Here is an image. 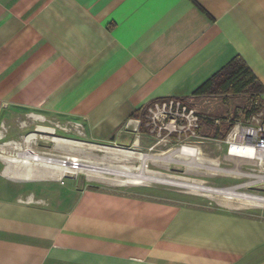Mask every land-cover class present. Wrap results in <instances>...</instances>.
<instances>
[{"label": "crops", "instance_id": "crops-1", "mask_svg": "<svg viewBox=\"0 0 264 264\" xmlns=\"http://www.w3.org/2000/svg\"><path fill=\"white\" fill-rule=\"evenodd\" d=\"M235 58L264 86V0H0V264H264L257 201L113 183L143 155L132 115L198 97ZM46 118L81 123L88 139L25 131ZM82 141L93 159L70 168L92 181L69 176L56 193L68 176L48 167L52 143L62 157Z\"/></svg>", "mask_w": 264, "mask_h": 264}, {"label": "rangeland", "instance_id": "rangeland-1", "mask_svg": "<svg viewBox=\"0 0 264 264\" xmlns=\"http://www.w3.org/2000/svg\"><path fill=\"white\" fill-rule=\"evenodd\" d=\"M249 99L248 96L244 95L210 94L188 100L165 99L152 103L141 111V115L144 118H139L136 126L140 135L145 137L139 151H142L143 155L138 153L132 156L133 158L121 162V168L127 171L128 176L118 178L113 183H118L120 186H137L136 189L142 191L143 194L162 199L198 195L203 198H209L211 202L213 199L219 198L245 200L243 197L229 198L226 194L202 190L201 187L234 190L237 194L243 196L264 197V160L247 163L245 160L251 161L252 159L231 156L227 152L228 146L224 141L229 131V120L240 119L245 121V107L250 105ZM261 101L264 108V101ZM178 104L187 105L190 111L198 113L200 117L196 120L197 122L189 114L190 111H188L189 116H181L182 114L179 113V120L176 122L174 118L177 117L176 109ZM262 118H264V115ZM36 119L39 118L36 117ZM46 120L44 123L46 127L39 128L35 127V125H28L25 131L35 132L37 129H41L45 132L44 136H46V139L49 140L54 138V134L78 138L84 141L88 139L82 130L83 125L81 123L68 120L62 121L55 118H46ZM175 123L179 124V126H175ZM23 124L25 125L27 122ZM184 125L186 127H183ZM5 128L9 130L8 126ZM35 133L38 132L36 131ZM38 135L36 138H39ZM84 141H82L81 145L75 143V145L82 147L83 153L78 155L74 152L72 155L76 154V156L63 155L62 157L60 156L61 153L56 151L59 147L57 143H52V153L59 157L48 156V159L56 158L67 162L84 161L91 163L93 158L88 156L91 145H86ZM182 144L194 146L197 148V152L195 154H193V150L190 153L183 152L180 149ZM66 149L69 151L72 147L67 146ZM178 157L181 163L177 162ZM144 159L146 161H143ZM94 160L101 161L100 159ZM20 161L22 162V160ZM53 166H56V168H50L52 171H60V167H58L60 165ZM79 168L82 167L80 166ZM79 168L71 169L68 167V169H65V174L62 172L68 178L65 179V185L58 184L53 186L56 193L60 191L69 192L71 190L74 182L69 176H80L84 183L92 181L93 171ZM68 170L72 172L68 173ZM140 172L145 173L149 179L141 180L130 175ZM175 172H179L181 177L190 175L194 180L185 178H180L179 181L175 180L176 178H173L177 174ZM105 176L116 177L109 173ZM151 176H153L152 179L150 178ZM187 181L193 184H188ZM210 200H207V202H210ZM254 203L264 207V202L257 201Z\"/></svg>", "mask_w": 264, "mask_h": 264}, {"label": "trees", "instance_id": "trees-1", "mask_svg": "<svg viewBox=\"0 0 264 264\" xmlns=\"http://www.w3.org/2000/svg\"><path fill=\"white\" fill-rule=\"evenodd\" d=\"M199 96L210 94H233L235 96H248L250 105L245 107L244 120L247 121L252 115L263 112L264 86L259 82L245 62L235 58L221 69L211 80L200 88ZM132 118H144L143 115L133 114ZM235 120L232 121V125ZM229 127V129L231 128Z\"/></svg>", "mask_w": 264, "mask_h": 264}, {"label": "built area", "instance_id": "built-area-1", "mask_svg": "<svg viewBox=\"0 0 264 264\" xmlns=\"http://www.w3.org/2000/svg\"><path fill=\"white\" fill-rule=\"evenodd\" d=\"M184 100H188V99H184ZM176 111H177V117L174 118L176 122H178L179 120L178 118L179 113L182 114L181 116H189V114H191L195 118V121L198 120L200 117L198 113H195L194 111H190L187 105L178 104ZM188 111H190L189 114ZM263 115L264 112L252 115L251 118L247 121L234 119L235 122L233 126H231L232 125L231 123L234 120L233 119L229 120L228 126L229 127L231 126V128L229 129L228 135L224 140L228 146L227 152L229 155L233 149L235 150V152L247 154L248 153L247 148L249 146H252L254 148L253 151L254 157L252 160L258 162L264 160V118H262ZM175 126H179V124H176ZM183 127L186 126L184 125ZM189 128L191 127L189 126ZM180 149L185 153H190L192 152V150L194 152H197V148H195L194 146H186V144H182L180 146ZM30 155L39 158L38 155H35L33 153H31Z\"/></svg>", "mask_w": 264, "mask_h": 264}, {"label": "bare ground", "instance_id": "bare-ground-1", "mask_svg": "<svg viewBox=\"0 0 264 264\" xmlns=\"http://www.w3.org/2000/svg\"><path fill=\"white\" fill-rule=\"evenodd\" d=\"M56 142H57V140H56ZM67 143L72 144L71 141H67ZM247 149H248V153L247 154L235 152V150L233 149L231 151L230 155L231 156L240 157V158L253 159V157H254V155H253L254 148L252 146H249ZM193 154H195V152ZM28 156H30V159H27V156H26L25 157V163H28V160H38V159H40L38 157H34L33 155H28ZM73 156H76V154H73ZM143 161H146V159H144ZM46 162L48 163V165H51V166H48V167H51V168L52 167L56 168V166H53V165H59V164L56 163L55 159H53V158H50V159L47 158ZM69 163L72 164L73 162L62 161V165H60L58 167H63L62 169H64V171H65V169H68V167H70ZM79 169H83V168H79ZM67 172L69 173V172H72V171L68 170ZM130 175L133 176V178H137V179H141V180L149 179V177L143 172H140L138 174H130ZM150 178L152 179L153 176H151ZM201 188H202V190L204 189V190H207V191H210V192H218V193L227 194L229 198H232V197L242 198L243 197L245 199H249V200H253V201L264 202V198H261V197H258V196L257 197L243 196L241 194H237L236 191H234V190H220V189L218 190V189H213V188L210 189V188H203V187H201Z\"/></svg>", "mask_w": 264, "mask_h": 264}, {"label": "water", "instance_id": "water-1", "mask_svg": "<svg viewBox=\"0 0 264 264\" xmlns=\"http://www.w3.org/2000/svg\"><path fill=\"white\" fill-rule=\"evenodd\" d=\"M69 162V161H68ZM71 163H69V165H70ZM87 167V166H86ZM88 168V167H87Z\"/></svg>", "mask_w": 264, "mask_h": 264}]
</instances>
